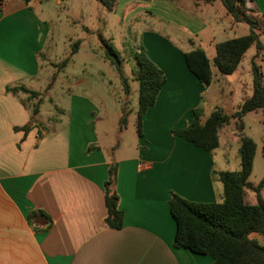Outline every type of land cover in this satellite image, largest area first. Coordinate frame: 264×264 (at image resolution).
Here are the masks:
<instances>
[{"label": "crops", "instance_id": "crops-1", "mask_svg": "<svg viewBox=\"0 0 264 264\" xmlns=\"http://www.w3.org/2000/svg\"><path fill=\"white\" fill-rule=\"evenodd\" d=\"M143 2L152 5L143 11L156 12L151 16L167 23L174 35L154 26L141 31L140 46L165 82L142 116L140 135L135 128L132 144L117 141L125 129L122 124L113 133H98L94 104L69 89L68 121L58 129L51 124L60 121L56 115H63L62 111L42 118L39 106L32 115L31 104L44 94L42 60L49 24L36 13L35 0L2 2L0 264L212 263L209 255L174 247L175 222L168 200L170 194L195 203L221 200L217 173L226 170L215 166V149L208 152L172 133L190 123L194 109L201 108V120L215 109L205 99L207 87L183 61L184 53L200 48L191 38L207 28V6L213 2L116 0L115 7L121 4L130 10ZM250 6L264 19V0H252ZM206 56L211 60L214 55ZM243 60L232 73L239 84L242 71L250 69V61L244 64ZM12 88L40 96L32 98L21 90L13 93ZM31 116L34 124L25 132L22 128ZM111 164L116 167L113 189L122 212L118 229L103 223L107 215L103 185ZM32 212L43 213L34 221L36 229L28 222Z\"/></svg>", "mask_w": 264, "mask_h": 264}, {"label": "rangeland", "instance_id": "rangeland-1", "mask_svg": "<svg viewBox=\"0 0 264 264\" xmlns=\"http://www.w3.org/2000/svg\"><path fill=\"white\" fill-rule=\"evenodd\" d=\"M35 1L38 2L36 13L49 24V36L42 60L46 66L42 74V82L45 83L42 88L44 94L38 101V106L43 111L42 118L54 117L60 110L63 115L61 113L56 115L60 121L53 122L51 126L58 129L60 127L58 125L68 121L70 104H68L66 90L69 89L74 93L86 95L94 104L95 112H97L95 127L98 133L106 131L113 133V129L122 124L125 129L122 134L116 136L117 141L134 143L138 98V83L132 74L136 67L134 53L140 48L143 29L154 26L174 35L169 25L158 23L157 19L151 16L152 14L155 16L156 12L153 11L151 15H148L143 11L151 10L152 5L147 2L135 3L130 10H125L119 4L109 11L96 0ZM207 8L210 15L207 19V28L191 39H194L195 44L212 57L215 42L246 35L248 26L245 23L232 22L220 1H214ZM246 14L257 23L255 32L263 45L255 63L259 66L264 87V19L256 12L247 10ZM215 18L217 21L213 22L212 19ZM181 31L183 33L184 30ZM75 42H78V47L76 52L71 54ZM103 42L112 46L119 57L120 70L129 88L127 95L124 93L115 65L111 64L106 57ZM255 53V47L251 45L243 56L244 64L246 60L250 61ZM66 58L68 61L63 63ZM212 73L214 76L212 75L211 83L205 92V99L209 101L208 105L219 108L228 115L234 113L252 93L250 69L242 71L241 84L236 75H223L214 68ZM243 84L244 87H242ZM61 90L65 91H63L64 94H61ZM262 118L260 110L248 112L240 118L241 128L237 119L230 118L228 123L218 130V147L213 151L216 167L230 172L238 171L240 138L242 135L250 138L255 144V152H253L252 169L247 181L253 186H256L264 176ZM260 194L264 199V188ZM254 197L253 193L247 191V203L254 204ZM253 236H258L260 243L264 244V237L258 234Z\"/></svg>", "mask_w": 264, "mask_h": 264}, {"label": "trees", "instance_id": "trees-1", "mask_svg": "<svg viewBox=\"0 0 264 264\" xmlns=\"http://www.w3.org/2000/svg\"><path fill=\"white\" fill-rule=\"evenodd\" d=\"M4 0H0V5ZM25 3L28 0H23ZM107 10L112 11L116 0H96ZM176 1V0H170ZM210 4L216 0H192ZM223 6L226 15L232 22L245 23L248 26L246 35L227 39L214 45V56L209 60L200 48H195L183 54V61L190 73L199 80L203 87H208L212 80V68L220 74L230 75L238 67L247 49L254 45L256 53L250 59L251 96L245 99L237 111L225 114L215 108L205 120H201V108L192 111L190 123L181 129L173 130L188 143L208 152L218 147V130L228 123L230 118L237 119L240 128V118L244 114L260 110L264 126V87L262 86L259 66L255 63L258 52L263 49L258 34L255 32L257 23L249 18L246 11L255 12L250 6L252 0H217ZM249 8V9H248ZM106 57L115 65L124 93L129 92L125 78L120 70L118 55L112 46L103 42ZM78 42H75L71 54L75 53ZM136 67L132 71L133 78L138 83V98L136 110V132L140 135L141 119L145 111L154 105L159 89L165 82L162 72L148 59L143 48L134 53ZM68 58L64 60L66 63ZM23 91L32 98H38L39 93L25 88H12V92ZM39 101V100H38ZM32 106V115L38 113L39 102ZM31 116L30 123L24 126L27 131L34 124ZM122 120V119H121ZM122 122V121H121ZM255 152L254 142L242 135L240 138L239 170L236 172L222 171L217 176L222 184V195L219 202L195 203L170 194L168 200L169 213L175 222L173 245L175 248H185L196 254L209 255L211 264H264V245L252 237L258 234L264 237V199L261 190L264 188V176L256 186L247 181L251 173L252 161ZM264 157V152H263ZM116 167L111 164L107 168V179L104 182V203L107 215L103 220L105 226L118 229L122 224V212L118 209V196L113 189L116 176ZM254 194L255 203L245 200L246 192ZM37 215L42 212H32L28 222L34 227ZM49 224L46 223V227Z\"/></svg>", "mask_w": 264, "mask_h": 264}, {"label": "water", "instance_id": "water-1", "mask_svg": "<svg viewBox=\"0 0 264 264\" xmlns=\"http://www.w3.org/2000/svg\"><path fill=\"white\" fill-rule=\"evenodd\" d=\"M1 6V5H0Z\"/></svg>", "mask_w": 264, "mask_h": 264}]
</instances>
